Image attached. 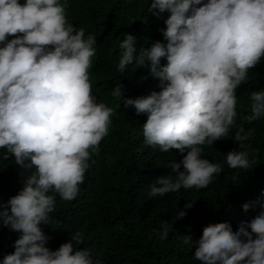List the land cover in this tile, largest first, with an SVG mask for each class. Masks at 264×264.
<instances>
[{"label":"clouds","instance_id":"9594fccd","mask_svg":"<svg viewBox=\"0 0 264 264\" xmlns=\"http://www.w3.org/2000/svg\"><path fill=\"white\" fill-rule=\"evenodd\" d=\"M66 7L67 0H0V149L3 159L10 154L27 174L22 190L0 204V224L20 234L14 253L0 264H99L89 249L74 248L83 243L81 233L52 251L40 227L50 223L56 195L72 201L80 194L113 115L92 94L96 37L74 27ZM147 11L158 19L169 13L161 30L167 43L137 47L136 39L124 34L117 69L148 68L161 91L130 99L119 83L111 95L125 109L147 116L146 145L163 153L186 152L169 165L171 174L150 185L151 197H164L181 188H206L222 171L221 164L201 158L200 146L213 145L235 127L236 90L264 57V0H151ZM68 16L79 22V4ZM249 100L245 119L252 124L264 118V90L252 92ZM250 137L237 127L234 142L240 150L226 156L231 169L251 167L245 148ZM192 206L186 203L173 223ZM242 207L247 212L250 205ZM259 207L235 232L224 223L204 227L194 258L200 264H264V203ZM171 231L164 221L155 235L165 240ZM181 238L193 247L191 236Z\"/></svg>","mask_w":264,"mask_h":264},{"label":"trees","instance_id":"16d2710c","mask_svg":"<svg viewBox=\"0 0 264 264\" xmlns=\"http://www.w3.org/2000/svg\"><path fill=\"white\" fill-rule=\"evenodd\" d=\"M76 4L79 22L68 16ZM150 5L151 0H67L69 22L74 27H83L86 35L96 37V54L89 69L92 94L97 103L110 107L113 115L108 135L100 142L99 154L92 155L80 194L72 201L56 195L50 223L40 226L50 237L46 247L52 251L79 232L83 243L74 248L89 249L99 264H200L194 258L195 242L204 227L224 223L235 232L242 222L258 215L259 203H264V118L252 124L245 119L250 115V94L264 90V57L249 70L247 80L236 90L235 127L213 145L200 146L201 158L222 166L212 183L203 189L181 188L164 197L149 195L150 185L171 174L169 165L179 163L186 152L182 155L171 149L163 153L158 147L146 145L142 127L147 116L137 115L133 107L125 109L111 92L119 83L125 97L130 99L161 91L159 79L152 77L148 68L129 65L124 72L117 69L119 43L124 34L133 36L137 47H150L157 41L167 43L161 30L166 27L164 20L169 13L158 19L147 11ZM164 65L166 60L162 58L161 66ZM239 126L251 134L245 142L252 162L246 171L231 169L226 163L228 152L240 150L234 142ZM4 155L5 150L0 149V204H6L22 190L27 176L15 164L14 157L9 154L5 160ZM189 202L193 206L186 210V216L173 223ZM246 203L250 205L247 212L242 207ZM164 221L172 224L173 231L167 239L160 240L155 231ZM19 235L0 224V261L14 253L13 245ZM181 236H191L193 247L183 244Z\"/></svg>","mask_w":264,"mask_h":264}]
</instances>
